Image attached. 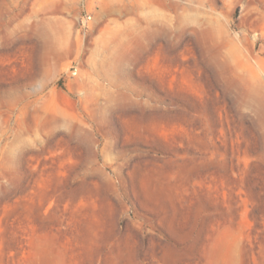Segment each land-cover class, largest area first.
<instances>
[{
	"label": "rangeland",
	"instance_id": "374dc122",
	"mask_svg": "<svg viewBox=\"0 0 264 264\" xmlns=\"http://www.w3.org/2000/svg\"><path fill=\"white\" fill-rule=\"evenodd\" d=\"M0 264H264V0H0Z\"/></svg>",
	"mask_w": 264,
	"mask_h": 264
},
{
	"label": "bare ground",
	"instance_id": "6f19581e",
	"mask_svg": "<svg viewBox=\"0 0 264 264\" xmlns=\"http://www.w3.org/2000/svg\"><path fill=\"white\" fill-rule=\"evenodd\" d=\"M175 9H177V8H175ZM179 11V10H178ZM146 20V19H145ZM150 23V22H149ZM183 24V23H182Z\"/></svg>",
	"mask_w": 264,
	"mask_h": 264
}]
</instances>
